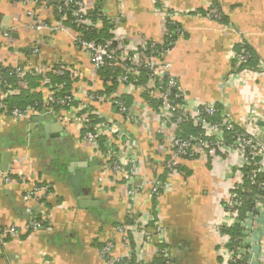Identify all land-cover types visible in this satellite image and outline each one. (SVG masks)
Masks as SVG:
<instances>
[{
    "label": "crops",
    "instance_id": "1",
    "mask_svg": "<svg viewBox=\"0 0 264 264\" xmlns=\"http://www.w3.org/2000/svg\"><path fill=\"white\" fill-rule=\"evenodd\" d=\"M207 6H215L226 23L198 13ZM161 7L181 15L184 35L166 62L168 73L183 93L201 103L218 105L238 127L248 116L264 118V72L233 79L232 60L234 47L243 42L264 65V0H87L89 18L98 29L106 23L112 40L143 38L160 43L165 30ZM27 9L34 10L41 21L55 20L53 7L32 8L0 0L1 69L25 65L46 71L63 65L77 75L67 72L75 81L71 91L78 93L80 101L86 88L107 87L108 73L104 71L89 80V58L68 35L30 29ZM4 31L10 32L9 40L3 38ZM31 47H38L39 54L28 53ZM48 80L55 89L62 87ZM37 88L39 82L29 91L38 93L41 101L43 94ZM125 100L131 104V94ZM76 107L74 104L72 109ZM41 116L50 120L32 122L36 118L32 117L14 121L8 116L0 120V174L9 177L7 182L0 179V228L46 217L38 231L0 244V264H104L100 246L110 241L115 253L121 252L114 228L126 219L128 187L120 176L113 178L104 158L80 141L73 126L46 114L37 117ZM121 126L141 142L138 154L152 159L148 134L126 122ZM70 164L82 173L77 195L65 179V167ZM180 165L179 175L168 179V189L156 201L172 262L220 264L218 228L233 170L221 162L184 160ZM140 183L141 178L134 179V184ZM35 184L49 187L45 200H25ZM146 198L145 193L140 195L136 207Z\"/></svg>",
    "mask_w": 264,
    "mask_h": 264
},
{
    "label": "built area",
    "instance_id": "2",
    "mask_svg": "<svg viewBox=\"0 0 264 264\" xmlns=\"http://www.w3.org/2000/svg\"><path fill=\"white\" fill-rule=\"evenodd\" d=\"M12 1L32 8L53 7L54 21H41L34 10L27 9L29 28L49 35H68L72 44L89 58V80L102 71L108 73L107 87L101 90L86 88L81 101L73 91L57 95L61 87L55 89L50 84L47 73L62 76L70 72L73 77L77 76L63 65L46 71L16 65L10 74L15 81L0 73V120L4 116L16 121L46 114L73 126L80 141L104 158L105 167L113 178L120 176L128 187L127 221L114 228L121 252L115 253V245L106 242L99 250L104 264H157L155 260L159 264H173L156 201L168 189V179L179 175L184 160L205 164L221 162L233 170V181L218 228L220 264H264V126L259 125L264 118L248 116L238 127L217 105L201 103L183 93L176 79L168 73L166 62L172 47L184 35L179 24L181 15L160 8L165 28L160 43L122 37L94 40L86 38L87 33L98 31L97 23L88 16L87 0ZM203 13L221 21L222 13L215 6L205 7ZM2 35L6 40L11 36L9 31ZM27 52L36 56L39 48L31 47ZM249 58L245 49L232 55L233 79H240L245 73L260 75L264 72L263 64L255 70L241 68ZM32 74L39 77L37 91L43 94L39 102L41 108H36L38 103H35L33 107L9 110L6 100L19 95L27 86L26 77ZM116 84L120 90L114 89ZM130 94L133 100L128 104L125 97ZM74 104L77 105L75 110L72 109ZM217 115L219 119L216 120ZM122 122L140 127L148 134L152 159L138 154L141 142L121 126ZM185 125L197 128L198 134L180 136ZM226 133L232 135L229 142ZM246 169L250 170L245 172ZM137 178H141L139 185L134 184ZM0 179L9 181L5 174H0ZM48 192L47 185L35 184L25 200H45ZM144 193L147 198L136 207L139 196ZM247 200L253 204L250 209L244 206ZM45 218L30 219L23 226L5 227L0 234V244L6 238L38 231ZM234 228L238 229L236 235L221 232Z\"/></svg>",
    "mask_w": 264,
    "mask_h": 264
},
{
    "label": "trees",
    "instance_id": "3",
    "mask_svg": "<svg viewBox=\"0 0 264 264\" xmlns=\"http://www.w3.org/2000/svg\"><path fill=\"white\" fill-rule=\"evenodd\" d=\"M198 13L204 14L202 10L198 11ZM221 23H226L225 22V18L224 15L222 14L221 16ZM107 24L105 23L103 25V27L101 29H98L97 32H92V33H87L86 38L88 39H94V40H100V39H110L111 36H109L107 34V31L109 29V27L107 28L106 26ZM173 48V47H172ZM241 49H245V51H247L250 55V58L248 59V61L246 62V64H244L245 66L248 67H256L259 64H261V61L255 56V54L253 53V51L250 49L249 46H247L245 43L243 44V46L241 45H237L234 47V51L235 53H239ZM0 73L8 78V79H12L11 81H13V77L12 75H10L12 73L11 69H1L0 68ZM106 75V74H105ZM12 77V78H11ZM49 79L51 81L52 84H58L61 85V89L58 90L59 93H57V95H65L67 94V92L71 91V86L75 81H71L69 75L67 73H64L62 76H57V75H52V77L49 76ZM15 81V80H14ZM26 83L29 84V88L27 89H23L21 90L20 94L17 96H14L12 98H9L6 100V104L9 110H11L12 108H18V109H25L27 107H33L35 105V103H38L35 107L40 109V105L39 102L40 100H38L40 98V95L38 93L35 92H30V89H33L34 87L37 86V83L39 82V77L32 75H28L25 79ZM12 84H14V82H11ZM218 109L221 110V108L217 105ZM215 119H219V115H217L215 117ZM198 134V130L197 128H194L190 125H185L182 129V132L179 133L180 136L186 137V136H190V135H196ZM231 136L230 134L226 133V140L229 142L231 141ZM250 169H246L245 172H248ZM13 178V176H12ZM42 185V184H40ZM236 193H238L239 195L243 196L244 198L246 197V195L244 193H240L239 191H237ZM245 195V196H244ZM155 205V203H154ZM245 208L250 209L251 206H253V204L250 202L249 200L245 201L244 203ZM126 218V217H125ZM33 220H37V219H33ZM125 221H127V218L125 219ZM124 221V222H125ZM120 224L116 225L119 226ZM115 226V227H116ZM4 228H0V234L3 231ZM222 233H228L229 235H236V233L238 232L237 228L234 229H226V230H221ZM20 237V236H19ZM8 239H4V241H7ZM3 241V242H4ZM100 250L102 249L103 245L100 246ZM159 264V262L157 263Z\"/></svg>",
    "mask_w": 264,
    "mask_h": 264
},
{
    "label": "water",
    "instance_id": "4",
    "mask_svg": "<svg viewBox=\"0 0 264 264\" xmlns=\"http://www.w3.org/2000/svg\"><path fill=\"white\" fill-rule=\"evenodd\" d=\"M50 120V117L41 116L36 117L35 119L32 118V122H38V121H46ZM65 179L72 185V187L75 189L76 195L78 193V190H81V170L78 168H74L73 164H70L69 166L65 167Z\"/></svg>",
    "mask_w": 264,
    "mask_h": 264
}]
</instances>
